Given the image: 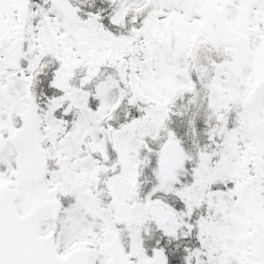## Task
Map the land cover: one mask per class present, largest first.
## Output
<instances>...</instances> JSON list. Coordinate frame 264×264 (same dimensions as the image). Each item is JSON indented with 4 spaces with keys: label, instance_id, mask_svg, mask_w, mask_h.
Masks as SVG:
<instances>
[{
    "label": "snow or ice",
    "instance_id": "6c2138e0",
    "mask_svg": "<svg viewBox=\"0 0 264 264\" xmlns=\"http://www.w3.org/2000/svg\"><path fill=\"white\" fill-rule=\"evenodd\" d=\"M0 264H264V0H0Z\"/></svg>",
    "mask_w": 264,
    "mask_h": 264
}]
</instances>
